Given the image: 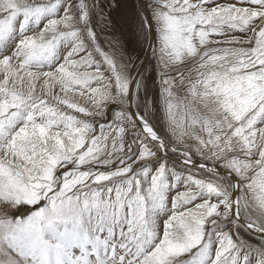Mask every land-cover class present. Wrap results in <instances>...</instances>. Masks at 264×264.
I'll return each instance as SVG.
<instances>
[{"label":"snow or ice","instance_id":"obj_1","mask_svg":"<svg viewBox=\"0 0 264 264\" xmlns=\"http://www.w3.org/2000/svg\"><path fill=\"white\" fill-rule=\"evenodd\" d=\"M0 0V264H264V0Z\"/></svg>","mask_w":264,"mask_h":264},{"label":"bare ground","instance_id":"obj_2","mask_svg":"<svg viewBox=\"0 0 264 264\" xmlns=\"http://www.w3.org/2000/svg\"><path fill=\"white\" fill-rule=\"evenodd\" d=\"M113 5L111 14L116 22L117 32L125 45L126 52L137 60V67L143 62L142 56L146 49L142 50V43L137 41L135 32L136 20L134 12L139 7L136 0H109ZM146 60H151V55Z\"/></svg>","mask_w":264,"mask_h":264},{"label":"water","instance_id":"obj_3","mask_svg":"<svg viewBox=\"0 0 264 264\" xmlns=\"http://www.w3.org/2000/svg\"><path fill=\"white\" fill-rule=\"evenodd\" d=\"M138 3H139V0H136ZM149 52H147V50L145 51L144 55L142 56L143 60L142 61H145L148 57H149Z\"/></svg>","mask_w":264,"mask_h":264}]
</instances>
